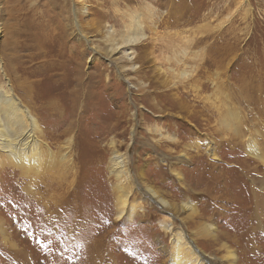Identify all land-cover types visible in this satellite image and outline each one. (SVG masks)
Returning a JSON list of instances; mask_svg holds the SVG:
<instances>
[{"label":"rangeland","instance_id":"1","mask_svg":"<svg viewBox=\"0 0 264 264\" xmlns=\"http://www.w3.org/2000/svg\"><path fill=\"white\" fill-rule=\"evenodd\" d=\"M65 2L0 0V44L8 41L11 46L8 44L5 51L14 54L25 68L18 85L41 79L39 72L47 59L39 54L47 50L55 55L61 49L66 60L64 67H76L81 72L83 85L77 90L90 93V98L84 101L89 110L84 112L81 101L60 96L65 118L68 112L79 111L59 124L42 113L45 105L39 95L36 101L33 99L43 131L55 133V128H59L57 133H61L69 127L72 130L65 137L51 136L45 141L51 144L50 141L59 140L61 153L65 158L73 157L74 163L69 167L71 176L63 183L65 186L55 191L63 197L50 209L26 196L25 179L10 170H0V264H177L172 246L179 231L188 233L195 247L204 252L205 264L213 259L224 261L217 264H264L263 217L250 237L244 234L248 243L257 248L249 253L243 233L256 222L250 219L246 223V217H241L231 205L224 207L219 199H226L228 192L222 189L221 193V188L212 184L223 170L224 175L236 176L221 169L223 164L243 159L258 163L249 159L248 136L239 146L219 138L215 117L218 109L224 108L220 103L236 108L240 127L244 132L249 129L246 134L253 133L258 147H264V135L261 137L259 132L264 134V0ZM81 5L86 9L79 10ZM112 7L121 13L138 10L144 22L153 15L155 34L150 35L148 30L145 33L155 39L154 46L143 49L146 42H142L130 48L139 58L133 62L139 67L136 71L129 67L131 64L123 54H105L108 45L100 28L105 22L119 26L110 15L102 16ZM166 21L169 25L164 28L161 24ZM63 33L67 34V40L60 45L55 37ZM167 36L176 45L171 44L175 50L172 46L161 50L162 44H167ZM185 37L190 38V45L183 41ZM177 44L188 51L185 58ZM69 55L73 58L68 59ZM183 72L188 76L182 77ZM228 120L236 122L233 118ZM69 140L74 143L72 151L66 149ZM215 147L213 158L209 150ZM114 154L125 162L121 185L110 169ZM258 168L261 172L260 168L264 169ZM171 170L181 171L183 180L179 182ZM245 174L238 171L237 176L242 180L240 176ZM146 187L167 201L169 209H161L149 200ZM230 192L233 194L232 189ZM116 193L121 195L120 201ZM235 194L243 207L249 206L240 191ZM183 202L192 203L201 222L212 224L217 232L235 236L230 239L239 241V246L231 241L222 242H228L226 246L236 251L238 260L236 256H228L222 244L214 243L197 227L193 226L196 235L192 237L191 230H187L192 224L186 226L180 221L189 214L183 211ZM168 223L170 231L166 230ZM237 223L239 236L234 234Z\"/></svg>","mask_w":264,"mask_h":264},{"label":"bare ground","instance_id":"2","mask_svg":"<svg viewBox=\"0 0 264 264\" xmlns=\"http://www.w3.org/2000/svg\"><path fill=\"white\" fill-rule=\"evenodd\" d=\"M63 1L65 2V0H63ZM62 5H63V3H62ZM66 6L67 5L65 2V4L62 6V9L65 10ZM84 6L85 5H81V8L79 10L83 11L84 9H86V7H84ZM116 8L112 7L102 15L106 18H108L110 15V17L115 21V23L117 21L119 22L118 28H116L113 24H109L108 22L107 23L105 22L103 28H100L101 29L100 33L102 35V38L105 40V43L108 45L107 52L105 53V51H104V53L111 55V56L117 55L119 53L123 54L124 57L126 58V62H130V64H131L129 67L136 71L139 69V67H135L137 65H134L135 63H133V62H134V60H138L139 58H137L138 56L137 57L135 56V53L130 48L139 44V43H142V42H146L145 44L142 45L143 47H141L143 49L149 48L150 45H151V47L154 46L153 41L155 39L152 37H149V38L146 37V33H145L148 30L150 35L155 34L154 33L155 28L153 26V25H155L154 24L155 22H154V20L151 19V17H153V15L150 16V19H145L146 22H144L142 20V17L139 15L138 10H134V11L129 10V11H125V12L123 11L121 13ZM144 9L147 10V7H145ZM10 10L11 9H9V12H10ZM148 11L151 13L153 10L151 11L148 9ZM107 13H109V14H107ZM115 17H118L119 19H117ZM70 21H73V20H70ZM161 25L164 28H166V27H168L169 22L166 21L165 24L163 23ZM34 27H32L33 28V29H31L32 31L34 30ZM202 28H204V27H202ZM197 30H199V29H197ZM38 34H40V33H38ZM199 34H201V33H199ZM194 35H195V33H194ZM168 38H169V36H167V44H165V43L162 44L161 48L162 47L163 48L161 50L166 51V49H170V47L172 46L171 44L174 45L171 38H169V39ZM192 39H194V38H192ZM55 40L60 45H62L63 42L65 40H67V34L63 33V35L58 36V38L55 37ZM181 40H182V38H180V41ZM183 41H185V43H187V45H190L191 40L189 37L188 38L185 37L183 39ZM65 43L66 42H64V44ZM8 44L10 45V43L8 41H5V40L0 44V64H1V67H0V70H1L0 71V170H2V171L10 170L12 172V174L18 175V177L21 179H25L27 181V184L25 183L26 185H24L23 190H24L26 196L28 198H32V200L35 199L38 202L41 201L40 203L43 205L44 209H50V206L53 203L61 200V198L63 197L62 194L61 195L55 194V191L57 189L61 188V186H62V188L65 186V185H63V183L66 182V179L70 178L71 172H69V167L72 165L71 163H74V161L72 160L73 157L71 158V156H70V158H68V157L65 158V156L61 153L62 149L60 148L59 140L50 141L51 144H48L45 141L46 140L45 138L50 139L51 136H54L55 139H59L61 137H65V135L70 133L72 130L69 127L66 130L64 129V132L62 131L61 133H57V131H58L57 129H59V128H57V129L55 128L56 134L53 131H52V133H47V132H45V130L43 131L42 130L43 126L38 121L37 107L35 105V102H32V101H34V100L36 101L40 96V98L43 99V104L45 105V106H42V113L52 116V118L54 119L53 120L54 123L59 124L63 120L67 121V118L69 119L70 117H75L74 112L79 111V110L78 111H70L67 113V118H65L66 116L63 115L64 110L61 108V105L59 104V102L61 100L60 96H65L67 98H70V99L74 100V102L81 101L80 103H82L83 106H85L84 101H86L87 99L90 98V93L88 95L85 90H81V93L79 92V90H77V88H79V86L83 85V79L81 77V72L79 70H77L78 68H76V67L75 68H70V67L65 68L64 67V63L66 62V60L64 58V54L62 53L61 49H59L58 53L55 55H52V52L47 51V50L45 52H43L42 54H39L41 57L47 59L44 62L43 68L39 72L41 79H37V80L35 79L36 81L28 82L26 84H25V82H23L25 84L24 86L18 85V84H20L19 80L22 78V76L25 73V68H23V66L17 62L14 54H10L7 51H5V48L7 47ZM182 44H183V42L181 43V45ZM181 45L177 44V47H178V49H182L181 54L184 57L186 55V52H188V51H186ZM185 45L186 44H184V46ZM174 46H176V45H174ZM186 48H188V47H186ZM183 49H184V51H183ZM154 50H155V48L151 49L150 53H153ZM172 50H175V47L172 46ZM70 52L73 54L72 50H70ZM168 52H169V50H168ZM173 52H175V51H173ZM48 57L50 59H48ZM70 57H71V55L68 56V59ZM72 58L73 57H71V59ZM190 60H192V59H190ZM193 60H194V57H193ZM179 62L184 63V61H181V60H179ZM3 76L5 78L4 80H3V78H1ZM185 76H188V73L183 72L182 77H185ZM88 78H89V76H88ZM91 80H93V79H91ZM94 82H95V80H94ZM42 87H45L46 90H44ZM246 88L247 87H245L244 89H246ZM36 90L39 91L40 93L37 94L38 92L36 93ZM240 90H241L240 93L242 94L243 91H242L241 87H240ZM263 92H264V89H263ZM244 97L245 96H243V98ZM252 101H254V100H252ZM256 102H257V100H256ZM260 102L261 101H258V103H257L258 106H260ZM220 104L224 108L221 109L219 107L220 110L218 109V111H219L218 112L219 114H217L218 117H215L216 118L215 119L216 120L215 125L217 127L216 131L219 132V134L221 135V137H219V138H221L222 141H231L234 144V146L235 145L239 146L238 144L243 143L242 139L248 136L250 142L247 144V146L251 150V152L249 154V159L253 160L254 162L257 161L258 163H248L247 159L238 160V161L236 160V162L233 163L234 165L233 164H223L220 167L221 169H226V171L234 172V175H236L235 177H233V175L231 176L232 173L231 174L229 173L230 174L229 175L227 172H226L227 175H224L223 174L224 170H223V172L221 171L219 174L217 173L218 175H220V176H218V178H213L210 175H208V176H210L211 180L213 178V180H212L213 183L212 182H210V183L215 184L216 187L221 188V193H223L222 189H224L225 192H228L229 196L226 199H219L220 201L223 200L222 203H223L224 207L231 205L232 209L235 208V211L239 212L241 217H246V220H245L246 223H248L250 219H251V221L256 222V225H253V226L250 225L248 227L249 229H246L245 233H243V238H245V237L248 238L251 236V232H253L255 229H257L259 227L260 217H263V219H264V169L260 168L262 170V172H261L258 168L259 166L264 167V147L263 146L258 147V144L255 141L256 139L255 140L253 139V135H252L253 133H250L249 135L246 134L247 132L249 133V129H247L245 127L246 132H244V129L242 127H240L241 126V124H240L241 119H239V116H238L240 113L237 111L236 108H233V106L231 107L230 105H227L224 102H222ZM74 107H76V105H74ZM83 110L88 111L89 107L85 106L84 108H82L81 111H83ZM263 113H264V111H263ZM76 114L79 115L80 113H76ZM253 116H254V114H253ZM228 118L236 119V122L232 123V121L228 120ZM208 122L209 121H207V123ZM210 122H212V121H210ZM71 124H69V126H71ZM46 125H45V127H46ZM55 126H53V127H55ZM49 128H51V126ZM154 131L157 132V130H154ZM259 132L261 133V137H262L264 134L261 131H259ZM160 137L162 138V135H160ZM73 144L74 143L69 140V144L67 145L66 149L69 151H72V149L74 147ZM221 147H223V145ZM223 148H225V147H223ZM227 149H228V147H227ZM223 150H225V149H223ZM243 150H246V149H243ZM209 151L212 153V154L211 153L210 154L213 156V158H215L214 153L216 152V147L209 150ZM225 151H227V150H225ZM206 152H208L207 149H206ZM237 153H239V152H237ZM197 156H199V155L197 154ZM65 163H67V164H65ZM124 163H125L124 160L121 159V156H119L118 154H114L111 158V168H110L112 170L111 173H113L115 175V177L118 179V181H119L118 183L120 185H121V173H124L123 172V169L125 167ZM209 166H211V165H209ZM203 167H205V166H203ZM201 169H203V168L201 167ZM214 169H216V168H214ZM214 169H213V171H214ZM206 170H204V171L206 172ZM231 170H237V171H231ZM238 171L241 172L242 174L246 173L245 175L240 176L242 180H240L237 176ZM171 173H173L175 175L176 179L179 182L183 180V176L181 174V171L171 170ZM202 173H199V174H202ZM212 174H214V173H212ZM221 178L225 179L226 184L224 183L223 179L221 180ZM244 179H245V181H243ZM200 181H201V179H200ZM229 184L231 185L230 188L228 187ZM182 186H184V184H182ZM69 188H70V184H69ZM187 189L189 190V188H187ZM230 189L233 190V194L230 192ZM118 190L121 191V187ZM145 190H146V193L148 195L149 200L156 203V205L159 208H161V209L166 208L167 210L169 209V205H168L167 201L162 199L160 197V195H158L157 193H155L154 191H152L151 189H149L147 187L145 188ZM236 191H238V194H239V191L243 194V195L241 194L242 198L245 201L249 202L248 207H243V205H242L243 203L238 200L239 195L235 194ZM68 192H70V190ZM66 193H64V194H66ZM191 196H193V195H191ZM116 197L120 201L121 195L117 194ZM208 199L211 200L212 198H208ZM235 200H238V201H235ZM188 202H183L182 206H183V211H188L189 214L187 215L186 220L181 219L180 221H182L186 226H188L189 223L192 224V227L187 228V230L188 229L191 230L192 237L193 236L195 237V235H196L194 233V230H193V226H194V227H197L196 229L200 230V232H202L205 236L211 237V239L213 240L214 243L216 242V243L222 244L221 247H224L228 256H231V257L236 256L237 257L236 251L235 250H229L230 248L226 246L228 242L226 244L224 242H222V241L226 240V241H231V243H237L238 244L239 241L237 242V241L230 239V238H234L235 236L231 235L232 237H230L228 232H217L216 228L214 226H212V224H207V223L201 222L202 219H200L201 218L200 215H198L197 212H195L196 211L195 207L192 206V203H188ZM220 208H223V207L220 206ZM169 211H171V210H169ZM205 211H206V209H205ZM217 211H218L217 213H219V209H217ZM172 212L174 213V211H172ZM235 215H237V214H235ZM118 217H120V215H118ZM183 223H182V225H183ZM238 225L239 224L237 223V225L234 226V229H235L234 234L235 235L237 234L236 236H239L238 232H240V231H237V229L240 228ZM261 225L264 227V222H262ZM166 230L167 231L171 230V224H169V223L167 224ZM244 234H245V237H244ZM188 236H189V234L187 233V235H185V232H183V231H179L174 236L175 239H174L172 247H173V252L175 254V258L178 260L177 264H205L204 263V261H205L204 252L201 251L199 248L195 247L193 241H191L188 238ZM241 236H242V234H241ZM185 237H187V238H185ZM236 238H238V237H236ZM247 238H245V243L248 244L247 250L249 251V253L251 250H252V252H255L254 250L257 249L254 247L255 244L254 243H248L249 241H247ZM250 239L253 240L252 238H250ZM250 242H252V241H250ZM238 246H239V244H238ZM193 248L196 249V252L194 251ZM242 248H243V246H242ZM238 252H239V250H238ZM243 253H244V251H243ZM210 259H211V257H210ZM237 260H238V257H237ZM217 261H219V260L213 259L207 263L208 264H217L216 263ZM219 262L222 263L224 261L221 260Z\"/></svg>","mask_w":264,"mask_h":264}]
</instances>
